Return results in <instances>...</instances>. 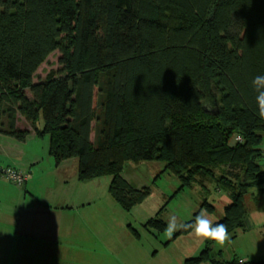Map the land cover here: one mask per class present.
<instances>
[{
    "label": "trees",
    "instance_id": "trees-1",
    "mask_svg": "<svg viewBox=\"0 0 264 264\" xmlns=\"http://www.w3.org/2000/svg\"><path fill=\"white\" fill-rule=\"evenodd\" d=\"M56 52L61 72L34 83ZM257 75L264 0H0V134L26 142L25 118L58 165L79 161L82 182L112 177L126 210L150 190H135L125 165L161 162L182 190L225 189L229 236L250 227L247 197L264 192ZM211 252L185 264H219Z\"/></svg>",
    "mask_w": 264,
    "mask_h": 264
},
{
    "label": "rangeland",
    "instance_id": "rangeland-1",
    "mask_svg": "<svg viewBox=\"0 0 264 264\" xmlns=\"http://www.w3.org/2000/svg\"><path fill=\"white\" fill-rule=\"evenodd\" d=\"M61 57L59 52L52 54L34 83L45 81L53 72L60 73ZM25 126L20 124V131H25ZM41 126L43 129V121ZM235 140L231 146L236 145ZM260 150L264 153V136ZM27 151L28 157L33 155L41 161L31 167L41 173L37 193L0 177V264H36L39 254L53 256L48 247L54 246L60 264H185L199 257L208 241L192 234L181 235L182 229L166 237L169 217L175 214L178 223L190 224L200 210H205L218 222L230 204L228 193L218 189L217 182L206 183L204 188L202 181L182 190V181L164 163L141 162L127 163L122 177L135 190H150V196L143 204L126 210L111 194L112 177L82 182L77 159L58 165L50 155L49 136L32 141ZM260 164L264 168V159ZM217 175L221 176L220 171ZM58 198L68 204L59 212L48 207ZM205 204L215 207L214 213ZM246 207L249 229L229 236L240 237L233 246L229 240L216 244V249L232 255V248L244 243L242 237H263L264 197L258 196V189L251 191Z\"/></svg>",
    "mask_w": 264,
    "mask_h": 264
},
{
    "label": "crops",
    "instance_id": "crops-1",
    "mask_svg": "<svg viewBox=\"0 0 264 264\" xmlns=\"http://www.w3.org/2000/svg\"><path fill=\"white\" fill-rule=\"evenodd\" d=\"M28 98L32 99L31 94L28 93ZM3 118V122H5V117ZM25 124V131H29L31 135L28 137L26 142L21 143L17 141L16 139L8 136H4L0 134V165L2 167H12L18 170H21L25 173H29L30 176L29 181L26 183L24 187L21 189H24L25 191L30 190L31 193H37L38 184L37 181L39 180L41 173L36 172L33 170L34 166H38L40 164L39 158H33V155H29L28 157V146L32 141L37 140V136L35 133L32 132L30 125L27 123L26 119L21 117L20 115L17 116V128L20 130V124ZM22 130V129H21ZM65 164V163H64ZM31 168V169H30ZM2 178V177H1ZM3 179V178H2ZM3 180H0V183H2ZM40 183V181H39ZM258 196L264 197V192L261 189H258ZM62 198H58V202L54 204H50L48 207L55 208V211L59 212L63 205L61 201ZM47 205V204H46ZM68 207V206H67ZM42 208V207H40ZM250 224V220H249ZM251 225V224H250ZM249 229V228H248ZM247 229V230H248ZM262 229V235L263 237H242L241 240H243V244L237 247L232 248L233 254L225 253L219 249H216L215 245L217 243L210 244L208 241L206 244V248H211V257L214 262L219 264H232L236 263L239 264V261H244L246 264H259L264 262V227ZM246 231V230H245ZM243 232L240 231L239 234ZM238 234V235H239ZM240 237H230V242L232 246L234 245L233 242L237 241ZM245 238V239H244ZM50 251L53 252V256H47L45 255H37L39 257V262L37 259L36 264H60L59 258H57L58 251L56 250V247L54 246L52 249L51 247H48ZM236 249V251L234 250ZM211 264V263H206Z\"/></svg>",
    "mask_w": 264,
    "mask_h": 264
},
{
    "label": "clouds",
    "instance_id": "clouds-1",
    "mask_svg": "<svg viewBox=\"0 0 264 264\" xmlns=\"http://www.w3.org/2000/svg\"><path fill=\"white\" fill-rule=\"evenodd\" d=\"M252 87L257 93L255 97L257 114L264 120V75H257L252 79ZM181 229H190L191 234L203 241H212L224 245L230 239L227 226L222 222L214 221L205 210H200L190 224L178 223L175 214L171 215L166 223L165 236L171 238Z\"/></svg>",
    "mask_w": 264,
    "mask_h": 264
},
{
    "label": "built area",
    "instance_id": "built-area-1",
    "mask_svg": "<svg viewBox=\"0 0 264 264\" xmlns=\"http://www.w3.org/2000/svg\"><path fill=\"white\" fill-rule=\"evenodd\" d=\"M237 142H242L241 138L236 139ZM0 177H3L10 181L11 183L15 184L16 186L22 188L26 185L29 181L30 176L18 169L12 167H2L0 166ZM239 264H246L244 261H239Z\"/></svg>",
    "mask_w": 264,
    "mask_h": 264
}]
</instances>
